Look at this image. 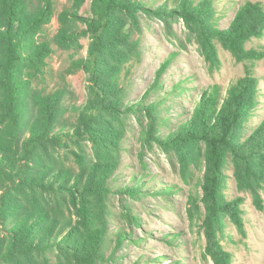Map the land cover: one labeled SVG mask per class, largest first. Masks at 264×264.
I'll list each match as a JSON object with an SVG mask.
<instances>
[{
	"label": "trees",
	"instance_id": "obj_1",
	"mask_svg": "<svg viewBox=\"0 0 264 264\" xmlns=\"http://www.w3.org/2000/svg\"><path fill=\"white\" fill-rule=\"evenodd\" d=\"M83 4L72 0L57 12L55 0H0V264H117L126 240L139 245L132 240L139 219L126 199L146 194L141 185L113 182L133 119L140 152L156 145L176 161L185 181L202 171L200 197H190L188 214L202 218L205 260L231 264L221 244L226 231L246 235L247 198L264 209V117L249 127L258 102L252 68L264 51L246 48L264 36V1L240 4L222 30L214 23L213 0H172L170 7L154 8L141 0H90L81 15ZM144 18L182 21L210 67H219V44L245 69L224 93L217 85L201 91L189 116L165 135L168 62L139 100L125 103L126 80L142 57ZM53 19L57 29L48 40L43 35ZM82 40L88 41L85 56L75 58ZM53 46L69 53L68 74L84 73V103L69 104L64 83L49 86Z\"/></svg>",
	"mask_w": 264,
	"mask_h": 264
},
{
	"label": "rangeland",
	"instance_id": "obj_2",
	"mask_svg": "<svg viewBox=\"0 0 264 264\" xmlns=\"http://www.w3.org/2000/svg\"><path fill=\"white\" fill-rule=\"evenodd\" d=\"M72 0H55L56 11L60 12L70 5ZM80 14L84 15L90 0H83ZM152 8L172 0H141ZM198 1V0H196ZM246 0H213L214 23L218 29H226L233 20L240 4ZM264 1V0H250ZM55 19L47 27L44 38L51 39L56 32ZM142 57L134 66L126 80V102L139 100L146 88L154 81L155 73L160 66L168 62L163 74V90L168 98L164 102L162 117L168 125L161 128L162 134L184 121L198 101L201 91L212 86H219L223 93L230 82L244 75V65L236 63L230 54L217 44L219 67L212 68L202 58L198 44L182 21H172L168 25L159 20H142L141 34ZM82 50L75 56L84 57L88 44L82 40ZM246 48L264 51V36L253 39ZM54 53L48 60L50 68L49 86L65 84L68 88L69 104L80 105L86 99L85 75L81 71L68 74L70 55L53 46ZM252 74L258 80V102L249 127L258 124L264 117V58L256 62ZM179 86L176 93L170 96L172 88ZM56 87V86H55ZM183 89V91H180ZM169 94V95H168ZM167 109V110H166ZM139 127L132 120V126L123 140L122 157L119 169L114 175L116 187L142 186L145 196L138 200L126 199L132 215L139 220V228H134L132 240L137 239L139 245L125 241L117 253V264H213L205 260L206 239L202 229V218L190 219V197H200L199 182L201 170H195L192 177L185 181L181 178L176 161H170L160 148L154 145L151 149L140 152L138 141ZM142 153V154H140ZM228 181L226 194L234 196L233 180L230 170H225ZM169 189V197L157 193ZM264 200V193L262 195ZM264 203V202H263ZM120 200L115 198L114 209L119 212ZM200 208H201V204ZM246 235H241L233 227L221 240L224 249L232 256L231 264H264V209H255L250 199H246L243 207ZM201 208V217H202ZM113 222L111 230L116 227ZM125 233H129L126 226Z\"/></svg>",
	"mask_w": 264,
	"mask_h": 264
}]
</instances>
